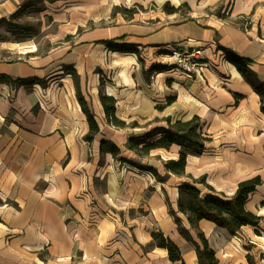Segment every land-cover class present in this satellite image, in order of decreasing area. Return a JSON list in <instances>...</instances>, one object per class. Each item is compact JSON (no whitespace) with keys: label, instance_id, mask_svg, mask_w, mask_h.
I'll use <instances>...</instances> for the list:
<instances>
[{"label":"crops","instance_id":"obj_1","mask_svg":"<svg viewBox=\"0 0 264 264\" xmlns=\"http://www.w3.org/2000/svg\"><path fill=\"white\" fill-rule=\"evenodd\" d=\"M29 1L0 0V20ZM94 1L120 9L115 26L86 30L73 46L42 56L26 46L15 50L23 58L0 59V77L19 81L0 82V264H182L156 247L155 232L178 248L184 264H199L176 219L200 248L198 234L203 235L217 264H264V97L223 52L250 61L248 68L264 85V0ZM165 3L187 5L189 18L170 23L164 17L180 11L161 13L163 23L155 28L147 12L123 15L126 5L162 10ZM71 25L68 33L76 35L79 23ZM176 46L203 50L212 68L187 79L150 56ZM100 93L115 100L118 119L137 127L110 125ZM79 96L99 129L91 142L85 138L89 125ZM193 117L202 121L207 141L201 155L187 156L185 176L163 165L178 159L177 144L145 158L126 148L130 138L167 129L166 120ZM103 141L118 148L116 158L101 152ZM201 177L206 185L194 183ZM253 178L261 185L249 195L245 210L258 225L243 226L235 236L207 220L192 228L179 211L183 184L202 196L231 199L241 182Z\"/></svg>","mask_w":264,"mask_h":264},{"label":"trees","instance_id":"obj_2","mask_svg":"<svg viewBox=\"0 0 264 264\" xmlns=\"http://www.w3.org/2000/svg\"><path fill=\"white\" fill-rule=\"evenodd\" d=\"M44 1L54 2L56 0H31L27 4L23 5L15 14H13L11 19L19 16L20 13L29 6L43 4ZM137 8L142 10L141 7L135 5L134 9ZM183 8L185 10H189L188 6L185 4L179 6L178 8H173L169 3H165L162 6V11L167 15H174L178 14V12ZM134 9L132 11L124 10V17L131 18L133 14L136 13ZM10 23V20L7 19L0 20V26H7ZM244 24L237 25L239 28L245 30L247 26ZM223 52L226 55V59L236 67L237 71L241 74L244 80L262 99L264 97V85L248 68V65L251 62L239 57L230 50L223 49ZM0 82L9 83L12 85L19 83V81L14 82L6 77H0ZM100 102L103 106L107 122L110 125L118 129L137 127L136 123L127 125L124 121L118 119L115 116V100L112 97H107L100 93ZM79 103L81 105L82 111L87 117L89 125V133L85 138L88 142H91L94 136L99 132V129L81 96H79ZM262 111L264 112V109H262ZM166 121L168 123L167 129H154L143 137L130 138L127 141L126 148L136 154L138 158H145L149 155L150 151L154 149H169L172 144H177L181 148L178 159L165 161L163 165L167 172L179 177L185 176L187 156L201 155L204 149V143L207 141V138L202 133V121L198 117H193L191 120L185 122L175 121L172 123L170 120ZM158 135H161L158 140L150 142L153 137ZM100 150L101 152H109L115 158L120 153L115 145L106 141L101 142ZM137 167L141 170L150 172L157 180L161 182L163 181V178L151 168L139 164ZM194 183L206 185L204 177L194 181ZM259 185H261L259 178H253L241 182L238 185L234 197L231 199H226L214 193L202 196L200 191L195 187L188 184H183L179 187V211L186 216L192 228H197L199 221L207 220L215 223L221 228L226 229L231 235L235 236L243 226L258 225L259 219L245 210V203L249 195L254 192L256 187ZM208 189L213 192L210 187H208ZM176 222L179 233L187 241L192 242L195 246L199 264H217L215 254L208 248L203 235L200 233L198 234V238L202 244V248H200V246L192 241L187 231L183 229L177 219ZM152 240L156 247L165 249L167 251L169 260L171 262H182V264H184L178 248L169 239L165 238L161 233L155 232L152 234Z\"/></svg>","mask_w":264,"mask_h":264},{"label":"rangeland","instance_id":"obj_3","mask_svg":"<svg viewBox=\"0 0 264 264\" xmlns=\"http://www.w3.org/2000/svg\"><path fill=\"white\" fill-rule=\"evenodd\" d=\"M123 6V5H122ZM122 8L126 10H133V5H126ZM40 10V11H39ZM108 11L115 14V17L107 15ZM136 12L145 13L147 21L158 27L163 23L158 15L162 10L158 9L155 5H148L146 9H134ZM120 9L108 5H100L94 0H77L70 5L57 3L54 5L38 4L35 6H29L24 9L19 16L11 19L10 24L7 26H0V59L6 61H14L19 58H23L24 55L16 53V49H20V46H30L31 52L35 55H44L49 50H53L59 47H71L75 43L77 34H80L86 30H94L97 27H112L116 25L117 19L120 18ZM167 15V14H165ZM189 18L186 10L181 9L180 13L175 16H165L164 20L170 23H177L183 19ZM73 22V23H71ZM78 31L76 35H70L69 28L71 24H78ZM72 26V25H71ZM164 49L153 50L150 54L151 58L157 62L166 60L164 57L166 52L161 51ZM202 51V56L204 52ZM211 64L208 57L204 56Z\"/></svg>","mask_w":264,"mask_h":264},{"label":"built area","instance_id":"obj_4","mask_svg":"<svg viewBox=\"0 0 264 264\" xmlns=\"http://www.w3.org/2000/svg\"><path fill=\"white\" fill-rule=\"evenodd\" d=\"M166 60L159 62L163 64L169 72L184 76L187 79L195 76L201 68L211 69L212 65L202 56V51L196 48H182L179 46L164 49Z\"/></svg>","mask_w":264,"mask_h":264},{"label":"bare ground","instance_id":"obj_5","mask_svg":"<svg viewBox=\"0 0 264 264\" xmlns=\"http://www.w3.org/2000/svg\"><path fill=\"white\" fill-rule=\"evenodd\" d=\"M25 46H20V49H23Z\"/></svg>","mask_w":264,"mask_h":264}]
</instances>
